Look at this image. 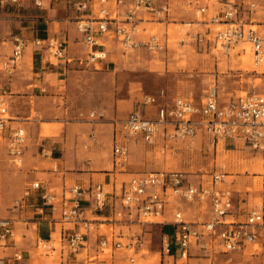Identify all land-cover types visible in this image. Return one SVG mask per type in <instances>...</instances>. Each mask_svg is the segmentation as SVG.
<instances>
[{
  "label": "built area",
  "instance_id": "1",
  "mask_svg": "<svg viewBox=\"0 0 264 264\" xmlns=\"http://www.w3.org/2000/svg\"><path fill=\"white\" fill-rule=\"evenodd\" d=\"M94 1L74 2L79 15L89 11L94 4L100 7L96 17L88 19L79 16L76 19L77 30L84 35V43L88 49L85 58L69 57L66 40L58 37H34L30 42L34 50L45 52L49 61L62 65L77 63L98 69L101 61L107 57V52L101 49L103 43L100 42L99 35L109 34L125 54L141 49L157 53L164 49L165 45L157 33H148L143 40L137 36L144 31L142 22H161L169 17L172 11L171 0ZM190 1L195 6L194 14L201 18L198 22L208 29L205 34L196 33L190 38L195 45L208 48L211 43L223 58H229L237 48H240L241 54L244 53V46L247 45L255 65L262 63L264 22L260 24L262 33L252 28L250 23L238 20L241 8L247 5L249 9H255L257 6L254 2L226 0L223 8L214 14L208 5H201L200 0ZM109 3L112 4L111 7H108ZM212 27L213 34L209 37ZM12 41L11 55L0 60V71L7 76L14 73L28 46V40L20 35H14ZM260 80L263 85L261 92H245L244 95H237L224 103H220L216 85L209 87L199 100L187 94L168 101L164 89H160L155 95L144 94L141 105L156 106L157 113L148 117L137 110L125 119L114 121V166L121 168L128 162L130 143L133 140H142L146 145L154 146L157 138L162 137L165 140L164 147L172 148L167 142L184 141L198 131H202L207 137L210 150L215 149L218 140H223L241 142L251 151L264 156V72L261 73ZM103 117L104 113L99 110L90 111L86 115L79 113V119L89 122L100 121ZM10 120L8 96L0 89V149L3 147L10 161L20 168L27 133L22 127L7 133ZM226 176L224 165L210 175H195L194 178L183 171L159 170L135 174L124 184L117 197L119 205L116 202L112 205L114 220L123 224L134 218L141 226H170V233L161 229L160 248L163 258H171L175 264L185 263L194 250L204 252L209 264H216L218 253H232L245 246L248 251H261L264 254V207L256 205L246 213L239 214L232 189L224 185ZM38 191L41 199V204L37 207L39 214H44L46 210L54 212L60 204L59 222L70 226L64 230L63 238L67 253L77 254L85 247L87 236L91 233L98 237L102 253L112 246H122L121 242L112 243L111 236L100 232L101 227H98L96 220L85 217L80 204V199L88 195L95 212L105 211L108 207L105 184L97 183L89 187L75 184L66 191L62 199H58L42 182L36 181L24 190L22 200ZM189 205H198L200 209V215L192 220L185 211ZM8 240L16 242L14 224L10 219L0 218V246H5ZM143 245L142 238L135 236L125 248L135 252L136 247L143 249ZM37 248L49 251L53 246L49 241L38 239ZM199 255L193 258L201 257ZM11 260L14 264H26L19 251L13 254ZM130 261L134 263L135 259L130 258Z\"/></svg>",
  "mask_w": 264,
  "mask_h": 264
},
{
  "label": "crops",
  "instance_id": "2",
  "mask_svg": "<svg viewBox=\"0 0 264 264\" xmlns=\"http://www.w3.org/2000/svg\"><path fill=\"white\" fill-rule=\"evenodd\" d=\"M75 1L76 0H15L13 2L0 0V60L8 58L12 53V40L14 35H11L10 32V21L18 22V35L28 40V46L31 45L30 42L34 37L49 36L63 38L68 44L69 57L73 59L85 58L88 49L84 43V35L77 30L76 19L79 16L92 19L98 15L100 7L97 4H94L89 11L79 15L74 8ZM89 1L90 3L95 2L94 0ZM171 1L172 11L169 17L161 22H142L141 26L144 28V31L137 36L138 39L143 40L147 38L148 33H150L153 28L152 26L158 24L165 26V32L163 34L165 36L159 35L160 39L162 40L163 37L164 41L168 36V29L166 30V27L168 28L171 24L169 23L171 21L170 16L174 14V11L178 9V7H189L193 13L195 11V6L190 0ZM37 3L40 5H37ZM111 5L112 4L109 3L108 7H111ZM201 5H205V3L201 2ZM222 8L223 6H218L216 8L214 6L211 10L212 13L215 14ZM249 25L251 27L257 26L253 24ZM94 26L96 28V25ZM213 30L214 28L212 27L209 37L213 34ZM205 32H208L206 27L203 31H197L196 33L205 34ZM99 39L101 40L100 42L103 43V48L101 49L107 52V57L106 60L101 61L98 69H104V67H106L108 71H111L112 69L116 71L117 68L112 67L111 63L114 61L113 57L116 56L120 49L119 44L109 34L99 35ZM28 46L26 47L20 62L25 60L30 63L29 65H31L32 68L31 80L20 83V89H24V93L19 96H12V89L15 83H9V85L5 86L9 89L7 93L9 99H13L12 101L14 102L18 100L24 104H30L32 99H36L37 101L40 98L46 97V95L43 96L41 93L49 90L51 92L49 97L59 101L64 98V93L60 90L61 88H65V90L73 89L72 100H70L72 104L78 103L83 98L90 99V103L88 104V108L72 107L70 108L71 112H87L92 109H97L104 113V117L97 122L88 121L77 125H73L70 122L66 123L61 132H58V127L44 125L42 127V132L44 135H47L45 137L41 136L42 133L39 127L36 134L37 139H35V144L26 150L28 145L27 138V144L24 148L23 154V163L20 168L24 166V169L27 170L28 174H23L22 171L19 174L18 180L25 185L23 192L32 183L40 181L43 183L44 187L55 194L58 199H62L66 191L75 184L85 187L97 183L105 184L108 191V207L105 211L95 212L93 210L92 200L88 195H85L80 199V204L86 218L96 220L98 227L106 226V230L103 232L102 229H99L100 232L106 233L108 237L111 236L110 239H112V243H122L120 248L110 246L111 256H115L116 252H119V254L115 256L114 261L112 260L111 264L132 263L130 258H134L136 261V256L143 253L145 250H148L147 245L150 241L146 237L150 234V231L146 230L148 228H144L138 224L134 218L130 222L123 224L122 222L115 221L112 208V205L113 203L115 204V202L117 203V206L119 205L117 197L121 194L124 184L127 183L133 175L153 171V167L150 166V163L146 160L147 154H158L164 157L171 153V155H173L175 154V150H186L191 148L190 146L197 137H200L201 142L204 140V146L209 152L215 151L217 155L219 150L236 152V156H238V153H245L244 155H246V152H253L248 146L243 145L241 142L233 143L232 141L223 140H218L215 149L210 150L207 137L202 131H198L193 137L184 141L175 140L172 143L167 142L169 147L173 146L172 148L164 147L165 140H163L162 137L157 138L154 146H148L142 140H133L130 143L128 162L121 168L115 167L112 156L114 121L128 116L137 110H140L145 116L153 117L157 113V107L142 106L141 98L144 94L136 91L129 92L130 95L125 99H114L113 97L111 99V96H108L102 81L83 82L81 80H75V78L84 77L87 73L93 74V77H99L103 72H100L98 69H95V71L79 69L77 63L62 65L58 62L49 61L45 57V52L39 53L34 50L32 45L31 49H28ZM207 49L215 51L217 57L219 56L223 58L219 52L213 49L211 43ZM19 67L20 63L16 67L14 73L17 72ZM152 71L160 70L159 68H154ZM0 74L5 76L1 71ZM97 86H99V89H96ZM108 100H111L110 109L107 107L109 105ZM10 101L11 100H9V102ZM220 103L224 102L220 101ZM9 117L11 120L9 121L7 133L17 127L24 128L23 125L28 124L27 120L30 118L28 116L14 117L16 119H13L10 115V111ZM38 143L40 147L43 146L41 153L38 152ZM2 149L4 148L1 147L0 150ZM34 153H36L38 157H32V154ZM53 153L57 155L54 156ZM259 155L264 157L261 154ZM10 163L15 167L11 161ZM229 163V169L231 168L230 172L233 173L227 171L224 185L232 189L234 193V202L240 212L239 214H244L249 208L257 205L255 202L251 203L250 199L246 198V192L240 194L236 191L237 189L246 190V183L248 182V180H246V175L234 174L235 171L242 172L246 168V163L238 164V162L233 163L231 161ZM157 166L158 170L155 171H178L165 169L168 168L167 162L165 161L161 164H157ZM0 168L2 167L0 166ZM261 171L262 170L260 169L259 172ZM230 178L234 179L230 180ZM253 178L263 179L264 177L254 176ZM250 181L253 183L254 180ZM38 193L39 191L33 192V194L26 199L29 203L24 202L21 207L23 208L24 206H27L35 208L34 212L31 214L37 215L34 219H31L30 216H28L29 211H19L18 209H14L16 212H13V210L6 211L3 205H0V207L2 206V208H0V218L12 220L16 238V242L8 240L5 246H0L1 264H14L11 258L17 251L23 254L26 264H78L79 262L88 264V262L94 263L98 260L103 253L98 246L99 239L94 233L87 236L85 247L81 248L77 254L67 253L64 249L63 238L65 235L64 230L70 228V226L59 222L61 213L60 204L57 205V209L54 212L46 210L44 214H39L37 207L41 204V199L39 198ZM260 197L264 198V194L260 195ZM1 199L0 195V201ZM185 211L190 220L200 215L198 205H189L185 208ZM125 212L126 210H124V213ZM204 215L205 214H203V216ZM161 227L162 226L159 224H151L149 228L159 229L161 233ZM135 236H140L144 245L143 249L136 247L135 252H133L125 248V245ZM17 238L19 239L17 240ZM38 239L49 241L53 246L49 251L56 253V256L50 257L47 255L39 257L37 253ZM232 253L246 255V246L239 251ZM189 260H191V258ZM192 260L197 262L207 261L206 258L203 259L201 257Z\"/></svg>",
  "mask_w": 264,
  "mask_h": 264
},
{
  "label": "rangeland",
  "instance_id": "3",
  "mask_svg": "<svg viewBox=\"0 0 264 264\" xmlns=\"http://www.w3.org/2000/svg\"><path fill=\"white\" fill-rule=\"evenodd\" d=\"M246 2H254L256 4L255 9H249L247 5L241 8V12L238 15V20L253 25L252 28L259 30L263 33V29L260 26L264 22V0H245ZM208 5L210 10L215 6H223L226 0H200ZM171 23L168 29V36L166 40L162 37V42L165 47L163 50L157 53H150L146 50L129 51L126 54L121 49L117 52L116 56L113 57L114 61L111 63L112 67H116L117 70L108 71L106 67L104 69H98L103 72L98 77H93L91 73H87L84 77L75 78V80L81 81H102L104 88H106L108 96L114 99H125L129 92H139L142 94H157L160 89H164L167 94V100L171 101L173 98L178 96H185L191 94L195 100H199L207 89L213 85H216L220 101L227 102L229 99L237 95H244L245 92H261L263 85L259 77L264 72V63L255 65L252 52L247 49V55L241 54L240 48L235 49L229 58H221L215 55V51L205 49L201 46H196L191 37L195 35L197 31H203L204 26L198 20L197 17L189 7H178L171 16ZM18 20V19H16ZM10 32L11 35H18L19 29H17V21H10ZM1 26V20H0ZM150 33H157L163 35L165 30L164 25L152 26ZM183 40V42H182ZM31 45L28 49H31ZM114 48V47H113ZM115 51V49H114ZM20 67L16 73L7 76L0 74V89L5 91L7 94L9 89L5 86L9 83H15L12 89V96H19L24 93V89H20L21 82L29 81L32 77V68L30 63L23 60L19 62ZM28 63V64H27ZM73 64V63H72ZM79 69H86L95 71L91 66L78 65ZM154 68H159L160 71H152ZM96 70V71H98ZM74 81V78H73ZM99 89V86L96 87ZM61 92L64 93L63 99L57 101L51 99L49 96L51 92L46 90L41 94L46 97L32 99L30 104L22 103L18 100L15 102L13 99H9V111L13 119L14 117H30L27 120L28 124L23 125L26 129L28 145L27 149L35 144L37 131L40 127L41 136L45 137L42 132L44 125H50L58 127L61 132L66 123H72L73 125L82 124L88 122L87 120L79 119V113L88 114L90 111H74L71 112L70 108L74 107H85L88 108L90 99H82L78 103L72 104L73 89L61 88ZM39 95V94H38ZM8 96V95H7ZM69 96V97H68ZM48 97V98H47ZM69 99H68V98ZM111 100H108V108L110 109ZM112 107V106H111ZM97 110V109H96ZM128 115V114H127ZM129 116V115H128ZM119 118L122 120L127 118ZM26 122V121H24ZM45 145V144H44ZM204 140L201 142L200 137H197L191 148L175 150V154H168L165 157L158 154H147L146 160L152 166V170H158L157 164L167 162L169 170H178L188 173L191 178L195 175H210L214 171L218 170L221 165L226 167V172H230L229 162L233 163H246V168L242 171H235V175H246V190L237 189L236 191L240 194L246 192V198L250 199L251 203L255 202L257 205L264 206V198L260 195L264 194V178H253L254 176L264 177V157L254 152L238 153L226 152L219 150L218 155L215 151L209 152L204 146ZM39 151L41 149L38 143ZM54 154V153H53ZM52 154V155H53ZM241 154V155H240ZM57 154H54L56 156ZM32 157H38L36 153L32 154ZM46 157V156H43ZM5 149L0 150V195L2 204L6 211L10 210L13 212L14 209L29 211L28 216L31 219L36 218V214L31 215L35 208L24 206L22 200L23 196V185L18 180L19 174L23 171V174H28L27 170L22 168L14 167L10 161ZM260 169L262 170L261 172ZM233 171V170H232ZM234 178H230L232 180ZM27 180V179H26ZM250 180H254L253 183ZM257 180V181H256ZM263 180V181H262ZM263 182V183H261ZM2 208V206L0 207ZM33 217V218H32ZM151 224L144 225L147 231H150L146 237L150 240L147 245V249L143 253L136 256L135 263L127 264H175L171 258H163L160 248V231L159 229H150ZM102 231L106 230V226H101ZM19 238H17L18 240ZM259 250V249H258ZM37 253L40 256L55 257L56 253L51 251L47 252L42 249H38ZM119 252H116L117 256ZM200 254L205 259L204 252L192 251L191 260H187L185 263L178 262V264H209V261L197 262L193 257ZM115 256H111L110 249L104 251L100 255L99 259L94 263L88 262V264H111L114 261ZM216 264H264V254L261 251L251 252L246 250V255L229 253V254H218L216 255ZM231 259V260H229ZM78 264H83L79 262Z\"/></svg>",
  "mask_w": 264,
  "mask_h": 264
},
{
  "label": "trees",
  "instance_id": "4",
  "mask_svg": "<svg viewBox=\"0 0 264 264\" xmlns=\"http://www.w3.org/2000/svg\"><path fill=\"white\" fill-rule=\"evenodd\" d=\"M39 38L45 39L46 36L45 37L42 36V37H39ZM161 229H162L163 232H166V233H170L172 231V228L170 226H163V227H161Z\"/></svg>",
  "mask_w": 264,
  "mask_h": 264
},
{
  "label": "bare ground",
  "instance_id": "5",
  "mask_svg": "<svg viewBox=\"0 0 264 264\" xmlns=\"http://www.w3.org/2000/svg\"><path fill=\"white\" fill-rule=\"evenodd\" d=\"M244 48H245V52L243 53L242 57H243V56H246V55H247V49H250L247 45L244 46ZM262 62L264 63V58H263ZM263 63H262V64H263ZM256 181H257V180H256Z\"/></svg>",
  "mask_w": 264,
  "mask_h": 264
}]
</instances>
